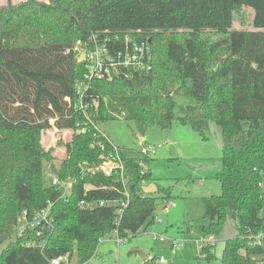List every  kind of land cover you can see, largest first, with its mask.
I'll return each instance as SVG.
<instances>
[{
	"label": "trees",
	"instance_id": "1",
	"mask_svg": "<svg viewBox=\"0 0 264 264\" xmlns=\"http://www.w3.org/2000/svg\"><path fill=\"white\" fill-rule=\"evenodd\" d=\"M242 8L253 11V30L233 27ZM104 31H140L139 38L150 41L155 68L143 77L91 83L88 95L98 109L90 117L103 124L124 114L140 136L178 123L206 140L207 125L218 126L221 195L203 199L207 225L201 233L226 237L221 264L264 260V239L250 245L264 231V0H6L0 5V264H46L64 256L84 264L104 235H134L169 199L158 196L157 186L156 194H142L139 180L149 182V172L141 177L138 158L122 156L130 199L114 226L116 205L77 206L81 199H122L116 175L79 174L80 163H97L92 135H74L63 145L68 158L59 167L54 150L41 144L42 133L74 129L82 119L65 101L76 100L75 83L85 73L72 47ZM179 97L193 104L178 105ZM44 164L61 181L74 179L67 197L46 185ZM86 184L95 189L85 191ZM47 202L52 231L43 232V249L26 247L39 239L34 232L16 235L18 214L27 209L31 216ZM203 251L204 260L214 259L213 247Z\"/></svg>",
	"mask_w": 264,
	"mask_h": 264
},
{
	"label": "rangeland",
	"instance_id": "2",
	"mask_svg": "<svg viewBox=\"0 0 264 264\" xmlns=\"http://www.w3.org/2000/svg\"><path fill=\"white\" fill-rule=\"evenodd\" d=\"M21 1L25 0H11L15 4ZM5 3L6 0H0V5ZM252 19L253 11L242 8L233 27L236 30H253ZM173 97L176 99L175 95ZM177 101L178 105L193 104V101L183 97H179ZM175 115L178 116L179 112L176 111ZM101 127L116 146L132 156L136 155L139 139L143 138L146 144L155 147L156 155L147 164L151 174L150 181L158 187V196L168 197L166 202L173 203L174 207L170 206L157 213L153 223L143 225L120 245H115L117 236L114 233L104 235L96 254L84 264H136L141 255L145 254L166 259L165 254L170 253L172 240L183 242V248L174 250L175 254L190 246L196 247L199 252L196 241L203 236L201 228L207 225V221L203 219V199L221 195V184L216 178L221 170L219 127L209 123L205 130L206 140H202L188 126L178 123L169 130L149 128L143 136L135 132L132 124L123 120L103 123ZM52 136L51 133H42L41 144L45 151L53 149V155L59 157V150L64 149V142L59 139V134L55 136L57 141H53ZM69 138L67 136L66 140ZM57 156H54L55 160L58 159ZM155 236H162L164 242L156 240ZM225 239L226 237L216 238L214 259L206 261L201 258L199 262L221 264L220 256ZM4 246L5 244L0 246V252ZM67 264L77 263L72 258Z\"/></svg>",
	"mask_w": 264,
	"mask_h": 264
},
{
	"label": "built area",
	"instance_id": "3",
	"mask_svg": "<svg viewBox=\"0 0 264 264\" xmlns=\"http://www.w3.org/2000/svg\"><path fill=\"white\" fill-rule=\"evenodd\" d=\"M140 31H126V32H108L91 33L87 38L76 40L73 44L72 51L77 62L82 63L85 69L83 78L75 83L76 100L72 102L69 98L65 101L68 104L73 114H78L82 118L77 121L74 129L57 130L52 128L46 131L53 134L52 140L57 141L55 136L59 134V139H62L64 145L71 141L74 135L91 134L93 140L91 141V148L99 152L96 164L87 162L80 163L79 174L81 177H94L102 175L104 177H112L116 175L121 184L120 194L122 199L115 200H99L97 202L81 199L77 206L80 210H92L95 207H108L110 204L116 205V221L114 226L119 224V220L123 211L129 205L130 194L127 190V183L129 181L126 173V168L122 156L123 150L116 146L107 136L105 130L101 127L102 124L95 122L90 117V112L93 110L94 115L97 114L98 100L88 95L90 85L94 82L103 80H112L114 77H143L149 75L154 66L153 51L148 39L139 38ZM124 114L116 116V119L122 120ZM53 120L50 121L53 124ZM69 136V140L66 137ZM58 139V140H59ZM64 147V146H63ZM61 156H57V160L53 161L55 167H59V163L68 158L66 149L59 150ZM156 154L155 147L148 146L142 141L138 142V149L136 155L138 158V165L141 167L140 176H145L149 172L145 159L150 160ZM44 178L48 187H55L61 191V198H65L70 193L74 179L69 178L61 181L50 170L49 165H46ZM147 181L141 178L139 185L145 186ZM261 192L264 196V180L259 184ZM95 187L91 184H86L84 190H94ZM143 194V193H142ZM174 207L173 203H165L163 210L169 207ZM51 203L47 202V206L42 210L29 215L27 209L20 211L16 221V235L18 237L25 236L28 233L35 234V238L39 242L32 239L27 242L26 247H38L43 249L45 245V237L43 232L50 233L52 231V219L49 215ZM117 238L115 240L117 245L127 241V238H119L117 232H113ZM159 241H164L162 236L156 237ZM264 239V231L260 232L250 240V245H261ZM216 237L213 235L201 236L198 240L199 258L205 259L206 254L203 249L214 247ZM183 247L182 241H171V250H179ZM160 264H171L170 260L163 257L158 259ZM46 264H67V256L50 259ZM254 264H264V260L258 259Z\"/></svg>",
	"mask_w": 264,
	"mask_h": 264
},
{
	"label": "crops",
	"instance_id": "4",
	"mask_svg": "<svg viewBox=\"0 0 264 264\" xmlns=\"http://www.w3.org/2000/svg\"><path fill=\"white\" fill-rule=\"evenodd\" d=\"M108 136V135H107ZM109 137V136H108ZM110 139V138H109ZM140 141H142L143 143H145L144 142V140H143V138L142 139H139L138 140V142H140ZM146 144V143H145ZM146 145H148V144H146ZM149 146V145H148ZM152 147H154V146H152ZM124 152V151H123ZM124 155H125V157H129V158H131V157H133V158H136L137 157V155H135V156H132V155H130V154H127V153H125L124 152ZM156 155V154H155ZM54 156H57V155H54ZM60 156H61V154H60ZM149 171V170H148ZM149 175H151L150 174V171H149ZM149 183H152V184H154L153 182H152V180L151 181H149V182H147V184H149ZM146 184V185H147ZM156 186V185H155ZM157 188V187H156ZM167 203V202H166ZM157 240V239H156ZM159 241V240H158ZM101 242V241H100ZM100 242H99V244H100ZM160 242H164V241H160ZM196 244L198 245V241H196ZM115 245H116V242H115ZM98 248V247H97ZM183 248V247H182ZM181 248V249H182ZM169 249L171 250V245H170V247H169ZM97 251V250H96ZM213 251H214V248H213ZM107 252V251H106ZM214 253V252H213ZM95 254H96V252H95ZM94 254V255H95ZM97 254H99V252H97ZM166 255V259L167 260H170L171 261V264H201L199 261H201V259L200 258H198V251H197V248L196 247H193V246H190L189 247V249H183L182 251H180L178 254L176 253L175 254V251H170V253H167V254H165ZM162 257V256H161ZM160 257H156V256H154V255H150V254H145V256L144 255H141V261L139 260L136 264H146L148 261H151L152 259H155L154 260V262H155V264H160L159 262H158V259H159ZM220 258H221V256H220ZM195 262H197V263H195Z\"/></svg>",
	"mask_w": 264,
	"mask_h": 264
},
{
	"label": "water",
	"instance_id": "5",
	"mask_svg": "<svg viewBox=\"0 0 264 264\" xmlns=\"http://www.w3.org/2000/svg\"><path fill=\"white\" fill-rule=\"evenodd\" d=\"M141 191L143 194L149 195V194H156L157 188L154 184L149 183L141 188ZM165 206V203H162L157 210L154 213V216L157 215V213L161 212Z\"/></svg>",
	"mask_w": 264,
	"mask_h": 264
}]
</instances>
